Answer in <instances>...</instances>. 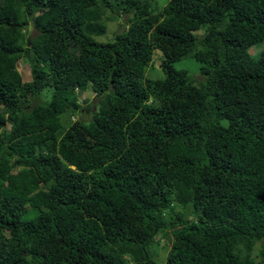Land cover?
Segmentation results:
<instances>
[{
  "label": "trees",
  "instance_id": "1",
  "mask_svg": "<svg viewBox=\"0 0 264 264\" xmlns=\"http://www.w3.org/2000/svg\"><path fill=\"white\" fill-rule=\"evenodd\" d=\"M110 1L0 0V264H264V0Z\"/></svg>",
  "mask_w": 264,
  "mask_h": 264
},
{
  "label": "rangeland",
  "instance_id": "2",
  "mask_svg": "<svg viewBox=\"0 0 264 264\" xmlns=\"http://www.w3.org/2000/svg\"><path fill=\"white\" fill-rule=\"evenodd\" d=\"M166 2V0H155V3L157 5L156 7V11L158 9H161V7L164 5V3ZM110 4L113 5L114 9L116 10V12H118L117 14L114 13V15L110 16V20H106L105 21V33L95 36L94 39L97 41H109L112 39L114 33H116L117 31H120L122 29V27H125L126 24H124L123 22L125 21L126 17L129 15L128 14H123L122 13V8L124 6H126V9L129 7L130 3H126L124 2V0H119L117 4H115L114 1H110ZM114 10V11H115ZM112 13L106 9L105 11V15L109 16ZM116 14V15H115ZM195 35L198 36L200 33V30H196ZM28 34L29 36L27 37H31L34 32L33 30H31V27L28 26ZM264 49V45L262 43L256 44L254 46V49L252 48L251 51H258L260 52L261 50ZM156 54L152 55L151 57V63L148 64V66L145 68L144 70V76L147 78H160L162 77L163 73L160 69L159 65V60L156 58ZM175 69H183L186 71V73L193 78L198 77V66L199 64L194 61L192 58L190 57H183L175 62L172 63ZM16 69L18 71V73L20 74L21 80L22 81H28L30 79V75H29V67L28 64L26 63V61L24 59H19L18 63L16 64ZM49 88H45L41 91V93L39 94L40 99L41 100H47L48 96H49ZM85 98V104L84 103H80L81 108V112L83 114H80L81 118L84 120H87L90 116V112L92 111V109L94 108L93 106V102H94V97H93V93H91L90 91H83L81 93L78 94V101ZM88 104V105H86ZM77 114L70 116V120H75L77 118ZM61 120L63 123H67L65 120L66 118L64 117V115L61 117ZM6 127H8V124H6ZM34 214V211L31 209H27L25 211L24 214H22V218H29L30 216H32ZM169 231L168 230H164L163 232H161V236L162 239L160 240V243L158 244L157 249L155 250V252L153 253L155 258L154 260L157 262V264H163L164 262V257L167 251V248L169 246L168 243V237H169ZM261 244H264V240L261 241ZM260 244L256 243L254 249L251 251L252 254H256L257 250L259 249Z\"/></svg>",
  "mask_w": 264,
  "mask_h": 264
}]
</instances>
